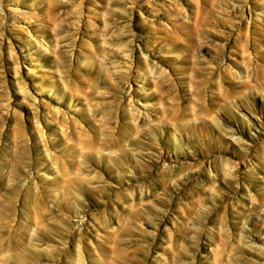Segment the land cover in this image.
<instances>
[{
    "label": "rangeland",
    "instance_id": "1",
    "mask_svg": "<svg viewBox=\"0 0 264 264\" xmlns=\"http://www.w3.org/2000/svg\"><path fill=\"white\" fill-rule=\"evenodd\" d=\"M261 100L264 0H0V264H264Z\"/></svg>",
    "mask_w": 264,
    "mask_h": 264
},
{
    "label": "bare ground",
    "instance_id": "2",
    "mask_svg": "<svg viewBox=\"0 0 264 264\" xmlns=\"http://www.w3.org/2000/svg\"><path fill=\"white\" fill-rule=\"evenodd\" d=\"M263 109H264V102L261 100L260 101L259 108L257 110L250 109V111H249V109L247 107L246 110L249 111L250 116H248L247 114H244V116L247 118V120L249 121V123H251V125L253 127H255L256 129H259V127L262 126V123L263 122L261 120L263 119V116H262ZM225 125H226L228 131H230L229 135L231 137H235V135H238L236 130L231 129V126L230 125H227V124H225ZM194 129H195L194 131L197 132L198 130H200V127H196ZM260 130H262V129H260ZM235 139L238 141L237 138H235Z\"/></svg>",
    "mask_w": 264,
    "mask_h": 264
}]
</instances>
